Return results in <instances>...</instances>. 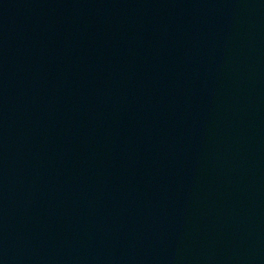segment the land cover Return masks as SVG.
I'll return each instance as SVG.
<instances>
[{"label":"water","instance_id":"1","mask_svg":"<svg viewBox=\"0 0 264 264\" xmlns=\"http://www.w3.org/2000/svg\"><path fill=\"white\" fill-rule=\"evenodd\" d=\"M0 264H264V0H0Z\"/></svg>","mask_w":264,"mask_h":264}]
</instances>
